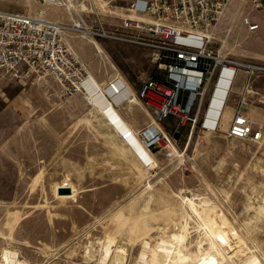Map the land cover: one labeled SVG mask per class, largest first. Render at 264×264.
I'll return each mask as SVG.
<instances>
[{"label": "rangeland", "instance_id": "374dc122", "mask_svg": "<svg viewBox=\"0 0 264 264\" xmlns=\"http://www.w3.org/2000/svg\"><path fill=\"white\" fill-rule=\"evenodd\" d=\"M131 2L0 0V9L66 25L63 36L86 67L100 75L118 69L139 92L156 69L149 48L72 29L81 21L83 28L116 31ZM214 46L242 62H264V7L232 0ZM91 76L87 96L94 106L84 92L65 93L49 75L0 83V263L7 249L26 264H150V252L159 264H170L176 237L170 234L188 223L182 248L189 263L209 264L204 251L214 223L206 214L216 208L227 224L223 236L230 263L256 256L264 264V139L204 130L210 90L195 128H180L177 118L168 117L161 126L171 142L148 147L142 132L140 140L116 109L120 95L112 96L111 87ZM130 107L137 122L149 115L140 101ZM100 111L127 139H120ZM60 187L72 193L61 195ZM184 197L195 201L198 214ZM109 239L111 256L103 262Z\"/></svg>", "mask_w": 264, "mask_h": 264}, {"label": "built area", "instance_id": "2783aa9c", "mask_svg": "<svg viewBox=\"0 0 264 264\" xmlns=\"http://www.w3.org/2000/svg\"><path fill=\"white\" fill-rule=\"evenodd\" d=\"M231 2L133 0L116 31L88 25L83 28L84 24H75L72 28L85 29L92 38L117 39L151 49V62L163 73V78L148 79L139 94L155 118L154 124L142 132L148 147L171 142L161 127L168 117L177 118L180 128L189 125L195 128L210 90L201 126L204 130L218 131L221 117L212 124L206 118L227 86L226 99L221 106V110L224 109L238 70H245L249 75L241 100L242 104L247 102L253 78L264 71V66L236 60L214 46L216 28ZM253 4L256 8L264 7L262 0H253ZM245 22L251 29L257 28L249 18ZM65 30L64 25L47 21L41 14L31 16L0 9V83L6 79L49 75L59 82L65 93L85 92L90 73L68 46L63 36ZM112 86L116 93L123 88ZM226 135L253 142L263 139L262 128L255 130L253 122L240 109Z\"/></svg>", "mask_w": 264, "mask_h": 264}, {"label": "crops", "instance_id": "0c3cea01", "mask_svg": "<svg viewBox=\"0 0 264 264\" xmlns=\"http://www.w3.org/2000/svg\"><path fill=\"white\" fill-rule=\"evenodd\" d=\"M56 1L59 2V0H56ZM57 2H55L54 4H56ZM46 4H48V2H46ZM246 62H251V63L260 64L264 66V62H254V61H246ZM87 68H88L90 75H93L103 88L110 87V85L114 82L118 86H121V87L124 86L119 94L116 93V95H120V98H118V103L117 104L115 103L116 109L119 111L121 116L133 127V129L137 133L145 131L146 129H148L150 126L154 124L155 118H154L152 109L146 106L144 100L139 95L141 89L139 90V92L136 91L135 87L133 86V83L130 81L129 77L125 75L124 72L118 69L116 70V72H112L109 68H107V71L105 72V74L100 75L99 73L95 71V69L92 66L91 67L87 66ZM152 77L162 79L163 73L158 71L156 67L155 71L148 79ZM248 78H249V75L245 70H238L236 72L233 84L231 86L230 94L224 106L223 115L221 116V119H220V129L219 130L222 131L224 129L223 131L226 134L228 127L232 119L234 118L237 110L240 109V111L253 122L255 130H257L259 127L262 128L263 139H264V125H263L264 123V71L254 76L253 82H252V89L250 90L247 96L248 100L245 104H242L241 100L244 94V87L246 86L248 82ZM148 79L142 81V86ZM259 84H262V85L260 86ZM222 87L223 86H221V88ZM226 89H227V86H226ZM234 95H237V99H234ZM130 98L131 100L136 98L138 102L140 101L144 108L143 110L149 114V115L146 114L145 118L142 121L137 122L133 118L132 113L134 112V110H132V108L130 107V104L137 103V102H131ZM222 99L223 100L226 99L225 94H224V97H222ZM223 100H221V103ZM258 101L259 103H257ZM218 109H219L218 111V114H219L221 107H219ZM227 113H228V120L226 119ZM105 119L107 123L109 124L110 120L106 117ZM109 125L112 127L113 130H115V132L119 135L120 139H122L123 141L121 134L117 131L118 129L114 127V124L111 122ZM139 138H140V135H139Z\"/></svg>", "mask_w": 264, "mask_h": 264}, {"label": "bare ground", "instance_id": "6f19581e", "mask_svg": "<svg viewBox=\"0 0 264 264\" xmlns=\"http://www.w3.org/2000/svg\"><path fill=\"white\" fill-rule=\"evenodd\" d=\"M45 1L48 2L49 4L50 3H55L57 2L56 0H43V2ZM40 13L44 14L46 13V10L45 9H42L40 10ZM78 24H83L81 21L78 23ZM65 28L66 29H69V27H66L65 25ZM79 30L80 32L84 33V34H88V32L85 30V29H77ZM98 48H99V52L102 51V48L99 46L98 44ZM90 77L92 78V76L90 75ZM90 77L88 78L87 82H86V91L84 92L87 96L88 94V88H87V83L90 79ZM115 87H120L118 86L117 84L112 83ZM112 84L110 85L111 87V91L114 93V95H116V90L114 89V87L112 86ZM222 85V83H221ZM124 87V86H123ZM226 87L223 89V94L222 96L217 100V103L215 104V102L212 104L211 108L209 109V114L206 118V121L209 123V124H212V122H214L213 120H216V119H220V117L223 115V112H224V109L223 110H220V113L218 114V111H219V107H221L222 103H221V100L222 97H224V94H225V90ZM119 94V93H118ZM87 98L93 102V106L95 105V102L91 96V94H89V96H87ZM111 98V97H110ZM132 98V97H131ZM130 98V100H131ZM131 102H138L136 98L132 99ZM221 104V105H220ZM101 112V111H100ZM102 113V112H101ZM103 114V113H102ZM218 114V115H217ZM226 119L228 120V113L226 114ZM133 132V131H132ZM135 134L138 136V133L134 130ZM151 132H147V134L149 135ZM128 137V136H127ZM139 137V136H138ZM140 139V138H139ZM141 140V139H140ZM132 146V151L135 153V154H138V149L136 147H134L133 144H131ZM146 146V145H145ZM129 150V149H128ZM147 151H149V149L147 148ZM150 152V151H149ZM136 157V156H135ZM184 200L189 204V206L191 207V209L194 211V212H198L199 213V207L196 205L195 201L193 199H189L187 197H184ZM205 204V202H204ZM208 204V202H207ZM199 205V204H198ZM210 205V204H209ZM204 206V205H203ZM203 209L206 211H204L205 213H207V210H208V207H203ZM202 212V211H201ZM197 213V214H198ZM203 213V212H202ZM201 213V214H202ZM208 217H209V220H204V221H212L213 220V223L212 224V227L209 229V232L210 234H207L208 238H209V245L208 247V251H204L205 252V255L207 256V259H209V264H231L230 263V260L228 258V255L226 254V251H227V246H225V241H224V232L225 230L227 229V224L225 223L224 219H223V215H222V212L218 209H213L212 208V211H211V214L209 215L208 213L206 214ZM202 216V215H201ZM200 216V217H201ZM206 216V217H207ZM202 218V217H201ZM205 218V217H204ZM203 218V219H204ZM206 219V218H205ZM176 224V223H175ZM205 225L208 226V223L205 222ZM204 227V226H203ZM209 227H210V224H209ZM179 228V227H178ZM207 228V227H206ZM179 232H173L170 234V239H173L175 236V242H173L175 244V254L173 256V260H172V263L170 264H188L190 262L189 260V255L187 253L184 252L183 250V245L189 235V226H188V223L186 224H183L182 226H180L179 228ZM169 235V234H168ZM170 239H167L170 241ZM108 241V240H107ZM106 241V242H107ZM163 241V240H162ZM168 241V242H169ZM174 241V240H172ZM164 242V241H163ZM101 243V242H100ZM102 243H104L102 241ZM111 243H112V240L109 239L108 243H106V246L104 245L105 247V252H104V257L102 259V261L104 262L109 256H111ZM203 242L200 241L199 243V249L203 252ZM165 245V244H164ZM147 246H149V244H147ZM153 246V245H152ZM168 246V245H167ZM150 247V246H149ZM166 247V246H165ZM119 248V247H118ZM121 248V247H120ZM151 248H156L155 246L153 247H150ZM174 248V246H173ZM169 249V248H168ZM13 250V249H12ZM237 250V249H236ZM158 251V250H157ZM171 252V250H170ZM231 252V251H230ZM244 251H239L238 254H242ZM151 253V258L148 260L150 261V264H159L158 262L155 261L154 258H156L154 256L153 258V254L152 252ZM154 253V252H153ZM169 253V251H168ZM173 253V252H172ZM102 254V253H101ZM156 255V254H155ZM200 255V254H199ZM170 256V255H169ZM3 258V263L2 264H26L25 261H22L19 259V257L17 256V253L14 252V251H9L7 249L3 250V254L1 256ZM237 257V256H236ZM92 258V257H91ZM167 258V257H166ZM171 260V259H170ZM100 261V260H98ZM0 263V264H1ZM197 263V262H196ZM190 264V263H189ZM198 264V263H197ZM244 264H263L260 260H258L256 258V256H250L249 258H247L246 262Z\"/></svg>", "mask_w": 264, "mask_h": 264}, {"label": "water", "instance_id": "95a60500", "mask_svg": "<svg viewBox=\"0 0 264 264\" xmlns=\"http://www.w3.org/2000/svg\"><path fill=\"white\" fill-rule=\"evenodd\" d=\"M179 137V134L177 133L176 134V138ZM58 193L61 194V195H64V194H71L72 193V189L70 187H60L58 188Z\"/></svg>", "mask_w": 264, "mask_h": 264}]
</instances>
